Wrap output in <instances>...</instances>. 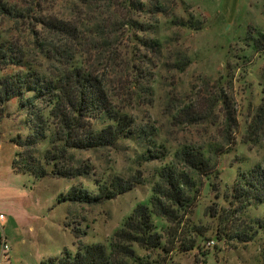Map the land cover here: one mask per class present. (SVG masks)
<instances>
[{"label":"rangeland","instance_id":"obj_1","mask_svg":"<svg viewBox=\"0 0 264 264\" xmlns=\"http://www.w3.org/2000/svg\"><path fill=\"white\" fill-rule=\"evenodd\" d=\"M223 1L160 0L163 13L141 18L152 24L148 35L160 42L155 50H147L133 39V33L124 30L112 34L111 47L107 46L103 25L98 30L87 21L81 22L72 36L74 44L67 43L105 82L116 110L130 114L140 125L151 126L159 143L171 151L180 147L219 150V156H211L212 172L199 181L200 195L187 219L203 236L200 247L185 250L197 233L187 222L175 238L170 236V224L159 219L163 244L168 250L174 246V251L159 256L135 246L136 252L153 264H160L163 255L171 258V264H264V231L253 236L259 227L257 218L264 220V206H251L240 213L236 211L239 204L230 205L226 199L232 195L238 172L259 165L264 171V138L257 143L246 141L248 125L264 102V53L254 47V39L264 33V0H239L232 15ZM44 6L59 17H71L67 0L47 1ZM82 14L89 20L96 17L87 9ZM179 19L186 23L191 19L200 29L176 25ZM29 30L25 19L16 22L0 17V31L25 47L30 45ZM51 38L53 44L65 46L63 36ZM33 53L37 57L39 52ZM13 71L0 70V78ZM17 104V100L9 103L0 123V209L5 219L12 220L16 241L10 263L51 264L52 258L64 256L65 249L75 254L79 244L109 248L114 233L137 206L149 204L162 163L156 160L139 167L136 155L141 146L126 141L117 148L74 152L78 163L94 168L90 175L39 177L23 170L22 164L21 169L15 165L20 147L13 139L28 134L26 118ZM230 111L236 119L234 130L229 125ZM45 149L42 145L41 153ZM111 177L138 178V185L99 204L66 199L74 187L97 192L92 187L95 180ZM215 208L223 215V222L210 216ZM218 230L222 240H218ZM209 241L215 245L207 247Z\"/></svg>","mask_w":264,"mask_h":264},{"label":"trees","instance_id":"obj_2","mask_svg":"<svg viewBox=\"0 0 264 264\" xmlns=\"http://www.w3.org/2000/svg\"><path fill=\"white\" fill-rule=\"evenodd\" d=\"M47 1L51 0H29L27 3L0 0V17L16 22L25 19L30 29L27 41L31 47H25L0 31V70L14 69L12 74L0 78V123L7 115L9 103L17 100L28 128L25 138L13 139L20 147L19 160L15 161V165L20 168L19 164H22L23 170L39 177L73 179L87 176L94 172V168L78 163L74 152L117 148L126 141L141 146L136 155L139 167L156 160L162 163L149 204L137 206L114 233L109 248L78 243L80 246L75 254L65 249L63 257L52 258L50 263L153 264L139 255L135 246L159 253V256L162 252L174 251V246L168 250L163 244L164 234L157 224L159 219L170 224V236L175 238L187 222L191 226L189 229L197 233L185 250L199 248L203 236L196 230L198 227L187 219L200 195L202 185L199 181L212 172L211 156L218 155L219 150L180 147L171 151L165 143H159L151 126L140 125L130 114L116 110L105 82L89 70L83 56L67 44H74L72 36L77 33L79 24L87 21L98 30L103 25L107 46L111 45L109 39L112 34L124 30L133 33V39L147 50L158 49L159 40L148 35L152 24L141 18L151 19L163 13L165 10L160 0H67L70 18L59 17L46 9L44 5ZM83 9L96 17L90 20L83 18ZM175 24L200 29V24L196 26L191 19L187 23L179 19ZM56 35L63 36L65 46L50 41ZM254 47L258 53H264V33L254 39ZM36 50L39 52L37 57L33 53ZM224 104L230 108L228 101ZM229 113V125L234 130L236 119L233 112ZM247 135V143H257L264 138V102L249 123ZM42 145H46L43 153L40 150ZM111 179H96L92 187L97 192L74 187L66 199L73 203L99 204L114 200L138 185V178L132 181L122 177ZM226 197L230 205L239 204L236 211L240 213H246L251 206H264V171L260 165L238 172L232 195ZM220 209L227 211L226 208ZM209 214L212 218L218 217L219 222L224 221L223 215H218V208L212 209ZM256 222L259 227L253 236L264 231L263 218H257ZM74 235L77 239L78 236ZM217 236L218 240H222L219 230ZM175 242L171 240L172 245ZM162 257L160 264L172 263L169 256Z\"/></svg>","mask_w":264,"mask_h":264},{"label":"crops","instance_id":"obj_3","mask_svg":"<svg viewBox=\"0 0 264 264\" xmlns=\"http://www.w3.org/2000/svg\"><path fill=\"white\" fill-rule=\"evenodd\" d=\"M249 1H253V0H249ZM223 5H224V7L227 8L229 14L232 15L237 10V7L239 6V0H224ZM227 5H228V7H227ZM0 214H3L1 209H0ZM13 225L14 224H13L12 220L11 219L8 220L7 218L4 221L0 222V264H11L10 263L11 258H12L11 252L14 253L15 242H16L15 237L12 234ZM3 236H5L7 238L9 245H11L10 246V252H9L8 256H5L3 253V249H2V245H1V239Z\"/></svg>","mask_w":264,"mask_h":264},{"label":"built area","instance_id":"obj_4","mask_svg":"<svg viewBox=\"0 0 264 264\" xmlns=\"http://www.w3.org/2000/svg\"><path fill=\"white\" fill-rule=\"evenodd\" d=\"M5 220V215L0 214V222ZM1 245H2V249H3V253L5 256L9 255L10 252V245L7 241V238L5 236L2 237L1 239ZM215 245V241H209L207 243V247H213Z\"/></svg>","mask_w":264,"mask_h":264}]
</instances>
